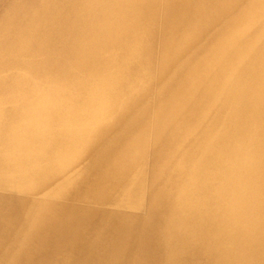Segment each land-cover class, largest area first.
<instances>
[{
    "label": "bare ground",
    "instance_id": "bare-ground-1",
    "mask_svg": "<svg viewBox=\"0 0 264 264\" xmlns=\"http://www.w3.org/2000/svg\"><path fill=\"white\" fill-rule=\"evenodd\" d=\"M0 191V264H264V0H0Z\"/></svg>",
    "mask_w": 264,
    "mask_h": 264
},
{
    "label": "rangeland",
    "instance_id": "rangeland-1",
    "mask_svg": "<svg viewBox=\"0 0 264 264\" xmlns=\"http://www.w3.org/2000/svg\"><path fill=\"white\" fill-rule=\"evenodd\" d=\"M0 196H4V197H10L12 196V194L8 191H0ZM73 204L75 206H85L86 204L85 203H79V201H74ZM99 209L102 211V210H106V211H110V210H113L114 207L110 206V205H107V206H104V207H99ZM99 210V211H100ZM128 212H131V213H136L135 211H132V210H128Z\"/></svg>",
    "mask_w": 264,
    "mask_h": 264
}]
</instances>
